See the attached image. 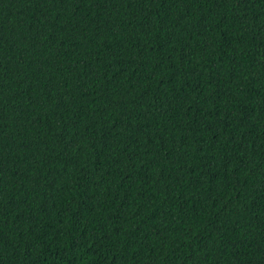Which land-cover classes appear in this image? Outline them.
I'll list each match as a JSON object with an SVG mask.
<instances>
[{
	"label": "trees",
	"instance_id": "trees-1",
	"mask_svg": "<svg viewBox=\"0 0 264 264\" xmlns=\"http://www.w3.org/2000/svg\"><path fill=\"white\" fill-rule=\"evenodd\" d=\"M0 264H264V0H0Z\"/></svg>",
	"mask_w": 264,
	"mask_h": 264
}]
</instances>
